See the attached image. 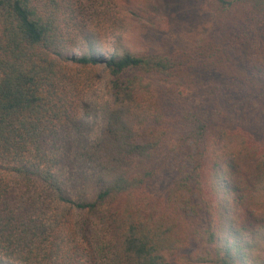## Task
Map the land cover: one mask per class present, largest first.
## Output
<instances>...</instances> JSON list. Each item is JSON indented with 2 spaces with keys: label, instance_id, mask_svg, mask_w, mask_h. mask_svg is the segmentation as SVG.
<instances>
[{
  "label": "trees",
  "instance_id": "1",
  "mask_svg": "<svg viewBox=\"0 0 264 264\" xmlns=\"http://www.w3.org/2000/svg\"><path fill=\"white\" fill-rule=\"evenodd\" d=\"M122 1L107 43L109 17L83 0H0V264H176L193 245L190 264H264V140L199 112L164 121L156 80L195 65L133 40L161 26L158 2ZM217 2L264 25V0Z\"/></svg>",
  "mask_w": 264,
  "mask_h": 264
},
{
  "label": "rangeland",
  "instance_id": "2",
  "mask_svg": "<svg viewBox=\"0 0 264 264\" xmlns=\"http://www.w3.org/2000/svg\"><path fill=\"white\" fill-rule=\"evenodd\" d=\"M149 1L151 4L153 0ZM154 1L158 2L159 9L156 10L157 14L153 13L161 26L147 33L143 31L133 40L149 48L165 50L164 53L171 55L184 54L187 63L195 65L187 73L170 81L156 80L155 84L164 89L170 100L163 120L171 123L176 116L199 112L213 121L212 127L243 131L264 140V25L260 29H252L251 33L247 32V23L253 14L250 12L251 4H236L231 11L221 13L217 0ZM83 2L91 13L103 11L104 16L109 17L105 34L107 43L114 42L119 30V23L116 22L119 5L125 4V1ZM199 58V63L195 64ZM175 140L170 139L162 150L166 170L165 175L154 184L157 195L167 191L171 181V164L176 165L174 162L179 157L176 153L171 155V142ZM81 219L83 217L79 216ZM85 233L100 250V257L109 255L106 251L111 242L96 221L89 222ZM204 254L201 246L193 245L182 251L175 263L190 264V256L199 258Z\"/></svg>",
  "mask_w": 264,
  "mask_h": 264
}]
</instances>
